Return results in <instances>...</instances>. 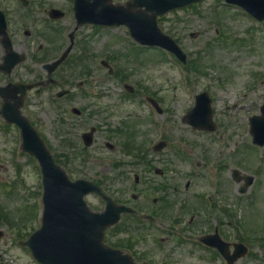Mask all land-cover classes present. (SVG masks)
I'll use <instances>...</instances> for the list:
<instances>
[{"label": "rangeland", "instance_id": "rangeland-1", "mask_svg": "<svg viewBox=\"0 0 264 264\" xmlns=\"http://www.w3.org/2000/svg\"><path fill=\"white\" fill-rule=\"evenodd\" d=\"M126 1L112 0V3L124 4ZM37 2L39 4L32 6L30 12L35 10L39 19L46 20L42 9L59 8L66 12V17L55 26L70 33L74 30L73 0ZM24 17L18 18L22 19L15 29L18 39L22 36L23 24L28 22ZM158 23L163 32L177 40L189 64L197 57L202 59L201 72L189 71L193 67L184 70L154 50L136 53L134 48L137 46L123 27L81 26L74 32L75 45L67 65L72 95L67 102V114L71 115L70 109L75 107L83 111L86 130L100 121L104 123L103 130L96 135L94 145L85 149L81 141L70 134L69 128L55 124L58 112L47 95L42 97L41 104H34V122L53 155L57 154L59 158L58 154H67V159L60 157L62 163L59 164L71 180L97 182L114 200L130 199L128 205L132 207H164L159 189H163V185L176 187L183 195L190 175L196 176L191 184V195L209 193L215 188L210 175H215L222 194L215 198L218 201L223 199L245 227L240 239L244 244L248 243L246 246L251 256L236 264H264V247L261 246V240L264 241V147H254L248 133V119L259 115L263 101L264 23L252 20L241 10L222 6L219 0H202L196 6L172 11L160 17ZM191 33L196 37H189ZM101 60L110 62L112 75L99 65ZM33 68L43 76L38 66ZM115 70L125 73L127 78L113 77ZM18 71V77L22 78L24 71L21 72L20 67ZM79 81L83 84L76 88ZM124 84L133 87L134 93L125 92ZM200 92H206L211 99L213 120L217 126L215 133L194 132L181 121L193 107L194 96ZM145 97L159 100L163 111L161 116L149 111ZM63 108L65 110L66 106ZM29 111L25 109L26 114ZM116 129H121L120 133L106 137L105 130ZM162 136L169 146L167 150L151 154V168L146 170L143 165H136L134 157L138 156L135 155ZM65 137L71 138L74 145L63 147ZM128 137L132 138V146L130 154H125L121 146L125 139L129 140ZM104 140L114 144L116 150L105 149ZM18 143L15 129H4L0 121V164L3 165L0 184L13 191V196L6 197L5 187L0 188V209L5 218L0 219V231L3 232L0 263L36 264L28 249L19 243L40 226L36 210L37 204L41 208V177L34 161L17 150ZM233 170L241 176L254 177L245 195L238 194L240 185L231 180ZM135 174L140 177L138 184H134ZM170 195L169 199L173 201L180 197ZM191 195L188 199L190 206L197 207ZM86 202L93 211L103 208L95 196H88ZM123 221L107 233L113 244L139 235L135 231L124 233L127 222ZM236 231L238 228L234 226L224 229L228 241H236Z\"/></svg>", "mask_w": 264, "mask_h": 264}, {"label": "water", "instance_id": "water-1", "mask_svg": "<svg viewBox=\"0 0 264 264\" xmlns=\"http://www.w3.org/2000/svg\"><path fill=\"white\" fill-rule=\"evenodd\" d=\"M198 1L200 0H130L125 6H113L109 4L110 0H74L73 11L78 24H124L137 42L164 47L185 61L175 43L158 30L156 16ZM226 1L246 10L259 21H264V0ZM69 50L70 48L67 52ZM206 97L205 94L198 96L196 108L186 119L193 126L214 130ZM260 111L261 116L250 119V134L254 144L263 146L264 104ZM22 133L25 150L37 156L43 172L44 211L41 227L24 243L38 263L129 264L119 252L109 250L102 244L104 229L116 223L124 209L114 208L111 201L91 183H70L64 173L52 165L51 159L26 125L22 126ZM250 183L251 179H248L247 186ZM89 192L106 200L107 208L104 213L92 214L86 209L83 196ZM233 260L229 259L230 264Z\"/></svg>", "mask_w": 264, "mask_h": 264}, {"label": "flooded vegetation", "instance_id": "flooded-vegetation-1", "mask_svg": "<svg viewBox=\"0 0 264 264\" xmlns=\"http://www.w3.org/2000/svg\"><path fill=\"white\" fill-rule=\"evenodd\" d=\"M32 1L28 0V6L31 5ZM21 2L19 0H0V10L6 17L8 23V38L13 44L14 51L23 53L25 56L24 63H36L34 55L30 54L31 45L36 44L35 40L39 39L40 42L45 43L47 47L46 55L50 59L49 61H55L61 54L64 49L65 42L63 40L62 30H57L55 36L48 34V29L45 27V24L42 21H39L38 27L41 30L37 33L32 32H23L20 39V43L16 46V34L15 29H18V23L20 20L19 9L21 8ZM53 22V21H51ZM56 22V21H54ZM32 24L33 21H30ZM45 47L39 45L36 52H44ZM4 49V36L0 35V64H2L3 58L6 54ZM13 61V58L10 62ZM67 69L66 62L62 63L56 70L55 80L53 82L52 75L51 78L47 77L46 82L42 77H37L35 69H29L28 67L24 68V76L22 79H19L17 75V69L14 67L10 72L9 70L0 71V88L2 92L0 97H24L22 99L21 107L22 109L27 105L31 93L35 92V88L27 89V86L36 85L41 83V88L46 89V92H51L55 90H63V85L65 83L64 73ZM21 83L25 88L22 93L17 90V84ZM53 85V86H52ZM41 91L38 90L39 93ZM10 102H14L10 100ZM60 114L57 116L58 123H62V126L71 124V122H76L75 119H69L65 116L63 108L60 107ZM79 122L80 119H77ZM99 127H97V130ZM98 131H96L97 133ZM166 208L161 207H150L148 214H151L149 222L146 223L150 228L154 224L159 226L166 227L168 232L164 233L162 237H149V230L142 232L144 237H138L131 239L128 244L127 252L129 255L138 262L148 263V264H224V261L220 254L211 248L206 247L199 242V237L197 232H193L198 227H204L208 224L207 220L201 221L200 219L205 215L193 213L188 219L186 216H181L178 213L177 222L175 220H167L166 215L163 210ZM169 210V208H167ZM138 211L142 213L147 212L146 208L139 207ZM136 210V211H137ZM137 211V212H138ZM139 213V212H138ZM137 214L132 215L131 219H136ZM184 217V220L182 221ZM224 216H212L211 219L214 221L213 231L204 230L200 235H207L214 232L215 229L218 232H222L224 227L228 226V222L225 221ZM154 220H158L157 222ZM176 222V223H175ZM135 224L143 225L144 222L134 221ZM183 235V236H182ZM137 262V263H138Z\"/></svg>", "mask_w": 264, "mask_h": 264}]
</instances>
